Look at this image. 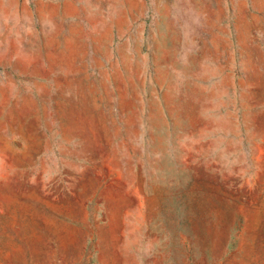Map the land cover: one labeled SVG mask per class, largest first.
Returning a JSON list of instances; mask_svg holds the SVG:
<instances>
[{"label":"rangeland","instance_id":"1","mask_svg":"<svg viewBox=\"0 0 264 264\" xmlns=\"http://www.w3.org/2000/svg\"><path fill=\"white\" fill-rule=\"evenodd\" d=\"M263 123L264 0H0V264H264Z\"/></svg>","mask_w":264,"mask_h":264},{"label":"crops","instance_id":"2","mask_svg":"<svg viewBox=\"0 0 264 264\" xmlns=\"http://www.w3.org/2000/svg\"><path fill=\"white\" fill-rule=\"evenodd\" d=\"M262 126H263V130L261 131L262 141H261V143L260 142L257 143V147H254L253 150H256L257 153H258V151L261 149L260 147H262L263 154H264V123H263ZM253 136H254V134H253ZM243 162H244V164H246L248 166V165H252V164H257L258 163V159H257L256 155H254L252 157V156L246 155V153H245ZM263 164H264V156H263ZM247 173H248L247 172V168L243 166L241 174L243 175V174H247ZM242 184L243 183H241V185ZM262 185H263V189H264V170H263V183H262Z\"/></svg>","mask_w":264,"mask_h":264}]
</instances>
